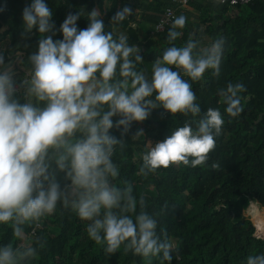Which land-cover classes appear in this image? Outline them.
<instances>
[{"label":"clouds","instance_id":"obj_1","mask_svg":"<svg viewBox=\"0 0 264 264\" xmlns=\"http://www.w3.org/2000/svg\"><path fill=\"white\" fill-rule=\"evenodd\" d=\"M5 10L0 6V12ZM133 14L126 3L109 23ZM102 16L99 8L69 11L57 27L46 0H31L21 12L22 34L30 37L35 30L38 39L22 75L0 50V226L10 227L16 241L0 246V264H34L48 244L37 229L58 206L85 222L87 237L106 254L122 249L147 264L154 259L171 264L176 246L166 230L158 231L170 206L166 202L150 211L146 195L136 193L130 180L117 183L120 166L114 157L124 152V137L133 125L162 109L161 117L187 119L163 140L146 142L138 154L139 175L205 166L225 115L236 118L243 111L242 81L216 90L223 114L219 107L202 112L192 88L191 82L204 80L208 72L220 76L227 37L203 44L190 34L177 45L188 22L180 14L168 28L169 46L155 57L149 75L138 68L144 63L141 48L123 32L106 31ZM81 17L87 20L83 29L77 24ZM57 33L61 39H54ZM140 137L143 128L131 136ZM210 166L221 170L218 161ZM244 264H264V253L248 255Z\"/></svg>","mask_w":264,"mask_h":264},{"label":"trees","instance_id":"obj_2","mask_svg":"<svg viewBox=\"0 0 264 264\" xmlns=\"http://www.w3.org/2000/svg\"><path fill=\"white\" fill-rule=\"evenodd\" d=\"M173 1L46 0L53 9L57 27L69 11L99 8L106 31L123 32L130 44L141 48L144 63L138 68L149 75L155 57L169 46L166 43L169 27L157 32L156 25ZM129 2L134 14L110 25L116 10ZM27 3L31 0H0V6L6 5V10L0 12V38L6 35L10 39L3 51L12 61L23 53L20 61L23 69L27 67L28 54L36 50L38 39L35 30L30 37L22 34L21 12ZM180 14L187 16L188 22L183 36L175 41L177 45L183 44L190 34L203 44L218 35L227 37L220 76L208 72L204 80L191 82L201 111L219 107L223 114L224 106L216 90L229 81H242L246 87L241 94L243 111L236 118L225 115L223 132L216 138V148L210 153L207 165L171 166L142 177L138 172V154L146 149V142L163 140L170 130L182 126L187 119L180 114L161 117L163 110H154L142 124H134L124 137L126 148L114 157L120 166L116 182L130 180L136 193L146 195L150 211H158L166 202L170 206L161 218L158 231L166 230L176 246L171 264H244L248 255L264 253V239L255 236L253 222L244 215L250 207L249 201H256V206L264 208V0L238 7L219 5L214 0H195ZM77 24L81 29L87 27L86 18L81 17ZM61 38L59 33L54 37ZM26 44L30 46L25 47ZM137 128H143L144 137L133 139L131 136ZM112 131L119 137V130ZM214 161L221 164V170H212L210 165ZM251 214L258 230L264 232V212L253 206ZM85 227V222L74 212L58 206L37 229V234L46 235L48 244L34 264H147L141 257L125 254L122 249L106 254L87 237ZM26 231L30 232L31 228ZM8 243H16L11 229L0 226V246ZM152 264L161 262L154 259Z\"/></svg>","mask_w":264,"mask_h":264},{"label":"built area","instance_id":"obj_3","mask_svg":"<svg viewBox=\"0 0 264 264\" xmlns=\"http://www.w3.org/2000/svg\"><path fill=\"white\" fill-rule=\"evenodd\" d=\"M195 0H174L173 4L167 8H165V11L159 21V23L156 25V31L161 32L170 27V24L172 20L179 15L180 11L188 8V5L190 2H193ZM217 4L219 5H229L231 7H238V6H247L254 2L255 0H214ZM256 205H254L255 207ZM253 206L250 205L248 210L250 211V216L252 217L253 215L251 214V209ZM258 207V206H257ZM253 220V219H252ZM254 222V221H252ZM254 227L256 229L255 236L257 238H263L264 239V232L263 236L260 234L261 232L258 230L257 225L255 222L253 223Z\"/></svg>","mask_w":264,"mask_h":264},{"label":"rangeland","instance_id":"obj_4","mask_svg":"<svg viewBox=\"0 0 264 264\" xmlns=\"http://www.w3.org/2000/svg\"><path fill=\"white\" fill-rule=\"evenodd\" d=\"M1 32V31H0ZM9 43H10V39H8V36H6V35H4L2 38H0V48L2 49V50H5L6 49V47L9 45ZM22 56H23V53L22 54H18V59H14L13 60V62H15L16 64H17V69H18V73L20 74V73H22V67H21V65H20V61L22 60ZM17 58V57H16ZM153 143V142H152ZM154 144V143H153ZM251 206H253V205H251ZM260 209V211H263V208L261 209V208H259ZM249 213H250V211L249 210H246L245 212H244V215L246 216V218H249L251 221H253L252 219H253V216L251 217L250 215H249ZM254 223V222H253ZM262 236H263V232H261L260 233Z\"/></svg>","mask_w":264,"mask_h":264},{"label":"crops","instance_id":"obj_5","mask_svg":"<svg viewBox=\"0 0 264 264\" xmlns=\"http://www.w3.org/2000/svg\"><path fill=\"white\" fill-rule=\"evenodd\" d=\"M185 9H188V8H185ZM257 209H259V207H257V206H255ZM259 211H260V209H259ZM263 212H264V208H263Z\"/></svg>","mask_w":264,"mask_h":264}]
</instances>
